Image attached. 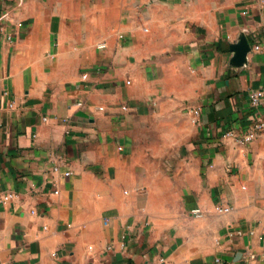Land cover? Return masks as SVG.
<instances>
[{
	"label": "crops",
	"instance_id": "1",
	"mask_svg": "<svg viewBox=\"0 0 264 264\" xmlns=\"http://www.w3.org/2000/svg\"><path fill=\"white\" fill-rule=\"evenodd\" d=\"M0 19V264H264V0Z\"/></svg>",
	"mask_w": 264,
	"mask_h": 264
},
{
	"label": "built area",
	"instance_id": "2",
	"mask_svg": "<svg viewBox=\"0 0 264 264\" xmlns=\"http://www.w3.org/2000/svg\"><path fill=\"white\" fill-rule=\"evenodd\" d=\"M4 29L5 27L3 25V22L0 19V33H4ZM100 46H103V44H101ZM247 97H248V102L251 105L253 106L259 105L261 100L264 98V88L251 90L248 93ZM194 113L197 114L198 109H195ZM63 121L66 123L67 119L64 118ZM260 133H264V119L263 118L255 119L244 131L240 133L234 132L232 130H227L225 132V135L233 137L234 140L239 144H246V143L251 142ZM52 170L58 171V166L54 165L52 167ZM64 174L66 175L68 174V172H65ZM7 198H8V195H3L0 197V201L7 200ZM227 210H228V207L221 208V211H227ZM191 213L197 217L202 215V211L200 208H192Z\"/></svg>",
	"mask_w": 264,
	"mask_h": 264
}]
</instances>
